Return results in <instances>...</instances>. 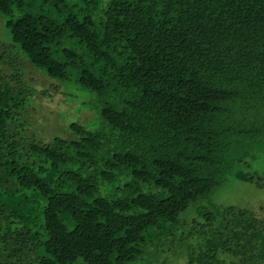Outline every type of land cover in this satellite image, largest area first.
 <instances>
[{
    "label": "trees",
    "instance_id": "trees-1",
    "mask_svg": "<svg viewBox=\"0 0 264 264\" xmlns=\"http://www.w3.org/2000/svg\"><path fill=\"white\" fill-rule=\"evenodd\" d=\"M0 13L35 67L76 71L101 101L98 128L27 137L48 90L0 68V264H264V202L206 203L230 176L264 189V0H0ZM0 44V63L20 65Z\"/></svg>",
    "mask_w": 264,
    "mask_h": 264
},
{
    "label": "rangeland",
    "instance_id": "rangeland-1",
    "mask_svg": "<svg viewBox=\"0 0 264 264\" xmlns=\"http://www.w3.org/2000/svg\"><path fill=\"white\" fill-rule=\"evenodd\" d=\"M0 43H3L7 48L10 47L6 59L11 60L15 56L16 62L20 64L15 66L10 63H0V68L3 67L7 75L16 69L24 70V74L19 79L22 77L24 81L32 83L37 89L42 87L43 90H48L45 95L40 94L30 99V103H33L36 99L37 101H35V111L27 114L24 118L25 124L21 126L27 137L35 136L36 139L43 141H51L55 136L73 138L75 135L70 129V123L72 122L82 123L91 129L98 128L101 125L99 115L101 101L94 92L78 83L77 72L73 71L66 80H59L49 77L44 69L35 67L26 54L22 53L19 46L12 42L10 29L6 25V18L1 13ZM2 53L5 54L6 51L3 50V45L0 44V55ZM16 80L18 78L14 75V85L18 84ZM259 200L264 202V189L230 176L206 203L211 205L214 202L219 206L234 204L242 207H254L260 204ZM196 205L191 206L182 215L181 224L187 217L190 219L193 217ZM186 225L188 228L190 227L189 223H186Z\"/></svg>",
    "mask_w": 264,
    "mask_h": 264
}]
</instances>
